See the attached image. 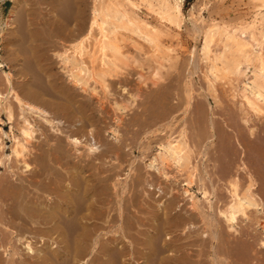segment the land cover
Returning a JSON list of instances; mask_svg holds the SVG:
<instances>
[{"label":"bare ground","instance_id":"bare-ground-1","mask_svg":"<svg viewBox=\"0 0 264 264\" xmlns=\"http://www.w3.org/2000/svg\"><path fill=\"white\" fill-rule=\"evenodd\" d=\"M23 1L3 23L0 264H229L231 253L249 264L243 232L241 245L226 232L238 236L237 219L254 210L264 233V0L232 25L192 18L193 4L200 47L187 49L180 83L165 73L180 57L183 0H35V19ZM128 45L145 50L135 78ZM219 188L222 208L211 198ZM179 192L188 208L176 209Z\"/></svg>","mask_w":264,"mask_h":264},{"label":"rangeland","instance_id":"rangeland-1","mask_svg":"<svg viewBox=\"0 0 264 264\" xmlns=\"http://www.w3.org/2000/svg\"><path fill=\"white\" fill-rule=\"evenodd\" d=\"M87 1H89V0H87ZM138 3H139V1L138 0H136ZM24 3L25 2H27V7L26 8H28V10L30 11V13H31V15H30V17H33L34 19H35V0H24L23 1ZM221 2V3H220ZM205 3V4H204ZM244 3V4H243ZM11 4H12V0H0V28H2V31H3V34L1 33L0 34V61H2V60H5L6 59V57H8V55H9V52L7 51V50H5L4 49V47H3V38H5V37H3L4 36V33L6 34V33H8V31L10 30V27H9V29H8V27H5L4 25H3V23L6 21V19H7V16H8V14H9V9H10V6H11ZM195 5V9H194V12H193V17L192 18H194V17H196L197 15H201V16H203V18L206 20V21H210V20H214V21H219V22H221V21H223V22H226V23H229V24H231L232 25V23H237V22H243V21H249V19H251L252 18V16H253V4L252 3H250L249 2V0H183L182 1V12H183V15L184 16H186V18H187V20L186 21H184V24L182 25V27H181V29H180V32H179V34H180V37H181V41H182V43H181V47L180 48H178L177 49V51H179L178 53H179V55H180V57H179V59H178V62H177V64L173 67V69H169L168 71H167V73H165V77H167L168 79H169V77H173V76H175V75H179V83L182 81V78L184 77V75H182V73H185V70H184V72H183V69H185L186 68V64H184V59H186L187 58V54H188V51H187V49L188 50H190V49H192L193 48V43H194V45L197 47V49L200 47V42L198 41L197 43H195V42H193V40H191V35H190V32H189V28L191 27L190 25H191V23H190V20H189V15H188V10H189V8L192 6V5ZM201 5V6H200ZM206 5V6H205ZM143 6V7H142ZM141 6V11H140V15L141 16H145V17H150L151 15H149V11L145 8V6L144 5H142ZM184 6V7H183ZM250 7V8H249ZM145 8V9H144ZM207 8V9H206ZM213 8V9H212ZM248 8V9H247ZM142 10H144V11H142ZM250 10V11H249ZM200 12V13H199ZM252 12V13H251ZM146 13H147V15H146ZM199 13V14H198ZM202 13V14H201ZM33 14V15H32ZM143 14V15H142ZM145 14V15H144ZM250 16V17H249ZM14 18V17H13ZM15 19V18H14ZM208 19V20H207ZM243 20V21H242ZM5 28V29H4ZM187 35V36H186ZM189 35V36H188ZM184 40V41H183ZM183 46V47H182ZM125 47H127V46H125ZM129 47V48H128ZM128 47L127 48H124L125 50L127 49L128 50V52L133 56H131L132 58H134V59H136L137 60V62L136 63H130V65L126 68L125 67V69H126V71L127 72H130L131 74H133L134 76V78H135V74H136V72H138L139 71V68L137 67L138 66V64H142V65H144V63H145V58H144V52H145V48H144V46H143V50H144V52H136L133 48H131L129 45H128ZM5 50V51H4ZM131 50H132V52H131ZM134 50V51H133ZM142 50V51H143ZM186 50V51H185ZM3 51H4V53H3ZM185 51V52H184ZM134 52V53H133ZM181 52V53H180ZM49 55L51 54V52H49L48 53ZM4 56H6V57H4ZM5 59H4V58ZM138 57H140V59L143 57V59H144V61H143V59H139V61H138ZM50 58V57H49ZM2 59V60H1ZM50 60L52 61V60H55V57H54V55H52L51 54V58H50ZM180 60V61H179ZM54 62V61H53ZM138 63V64H137ZM183 63V64H182ZM185 63H186V61H185ZM137 64V65H136ZM199 65L200 64H202V63H198ZM133 66V67H132ZM144 67V66H143ZM175 67H176V70H175ZM133 68V69H132ZM136 69V70H135ZM138 69V70H137ZM182 69V70H181ZM179 70H181L180 72H179ZM136 71V72H135ZM144 72V71H143ZM176 72V73H175ZM172 73V74H171ZM181 73V74H180ZM198 74V75H197ZM197 74H195V77H196V79L197 78H199L198 80L200 81L199 82V84H196V86H195V94L196 93H198V94H201V89H199L200 87L199 86H201L202 87V85H203V83L201 84V82H202V80L200 79L201 78V74L200 73H197ZM180 75H181V77H180ZM248 75H250V73H248L247 74V76H246V78H244L245 79V81H249V78H250V76L248 77ZM169 76V77H168ZM200 76V77H199ZM248 78V79H247ZM168 79H164V81L166 82ZM243 79V78H242ZM247 79V80H246ZM197 80V81H198ZM240 81L242 82V80H241V78H240ZM175 81H173V83H174ZM239 83V86H238V90H239V87L241 86V84L242 83ZM243 82H244V80H243ZM201 84V85H200ZM199 87V88H198ZM240 88H242V86L240 87ZM200 91V92H199ZM202 98V97H201ZM203 99V98H202ZM223 101H222V104H223V107H224V104H225V107H226V105H227V107H226V109L227 110H230L231 108L232 109H234L233 111H235V107H234V105H232L231 103H229V104H227V103H223L224 101L226 102V101H228V100H226V99H222ZM211 101V100H210ZM204 103V106L205 107H207V105H205V101H203ZM211 103H212V101H211ZM212 105H213V103H212ZM229 105V106H228ZM203 106V107H204ZM204 107V108H205ZM231 107V108H230ZM228 108H230V109H228ZM135 109H137V108H135ZM231 109V110H232ZM131 111V110H130ZM129 111V112H130ZM128 112V113H129ZM5 129H7L6 128V126H5ZM105 137V140L107 141L108 140V142H111L112 141V139H111V134L109 133V132H107V133H105V135H104ZM229 140L227 139L226 140V142H224V143H222L221 142V144H222V146H223V144H224V147L223 148H225V149H227V150H230L231 152H234V153H238V146L236 145V143L235 142H233V144L232 145H230L232 142H228ZM232 141V140H231ZM264 143V142H263ZM261 144L262 143H260V145L259 146H261ZM226 145V146H225ZM228 145V146H227ZM262 146H264V145H262ZM262 146H261V148H262ZM231 148H233V149H231ZM247 148V147H246ZM234 150V151H233ZM247 151H249L248 150V148H247ZM136 155V156H138V154H137V151H135L133 154H132V156L133 155ZM238 155V154H237ZM251 155H253V156H251ZM243 156H245V155H243ZM242 156V157H243ZM232 157L234 158L235 156L234 155H232ZM235 160H234V162L233 163H237V158H234ZM244 161H246V163H247V166H250L249 164H251V166H253V165H255V163H256V161L258 160L256 157H255V155L254 154H251V153H249V152H247L246 153V156L244 157V159H243ZM149 163V158H147V160L145 159L144 160V164L145 165H147ZM215 164V163H213V162H210V164ZM211 164V165H212ZM217 164V163H216ZM253 164V165H252ZM142 165H143V163H142ZM258 166V164L257 165H255V167H257ZM146 169H148L149 171H153L152 170V168H146ZM208 169H211V167H208ZM214 170H215V168H213ZM171 170H173V168H171V169H168V171L170 172ZM0 171H1V169H0ZM123 178V177H122ZM258 179L259 180H261V179H263L264 180V177H260V175H258ZM258 179H257V177H256V180H257V182H256V187H258L259 188V186H258V184H261L260 186V188L259 189H256V187H255V191H256V194L258 193V197L259 196H261L259 199H261V201L263 202V205H264V190H263V187H264V184H263V182H260V181H258ZM247 179L245 178V176L243 177H239V185L240 186H238V191L245 185V183L246 182H244V181H246ZM170 181H172V179H170ZM179 182V180H177V183ZM177 183H176V185H177ZM244 183V184H243ZM216 186V185H215ZM262 188V189H261ZM215 190V189H214ZM191 192H193V195H194V197H195V199L196 198H199V199H201L200 201H201V203H200V201H199V204H201V205H205V202H204V200H203V198L202 197H200V196H202V194L199 192V190L197 189V190H195V188H193V189H191L190 190ZM220 191V192H219ZM217 193V194H216ZM222 193L224 194V195H222ZM179 194V195H178ZM176 193V195H177V201H179L178 202V206H177V210H179V208H180V206L181 207H183V208H188V205H189V203H190V201H189V199H188V197L186 196V197H184V196H181L180 195V192L179 193ZM198 194V195H197ZM213 194H215V196L213 195V197H211L212 198V204L214 205V206H218V207H220V208H222L223 207V205H224V203L226 202V201H228V193L225 191V190H222L221 188H219V189H216L215 191H213ZM158 194H156V196H157ZM174 196L175 194L173 193V192H169V193H166V192H164V194L162 195V197H161V200H166V199H168L169 197H171V196ZM216 195H218V196H222L221 197V199H218L217 198V196ZM167 197V198H166ZM181 198V199H180ZM216 199V200H215ZM185 201V202H184ZM186 201H188V202H186ZM221 201V202H220ZM215 202V203H214ZM187 203V204H186ZM218 203V204H217ZM253 214V215H252ZM255 215V216H254ZM259 218H261V215H258V214H256L255 212H254V210H249L248 212H247V217L246 218H242V217H239L238 219H237V223L235 224V228L237 229V233L236 234H238V236L241 234V231L243 232L242 233V239H244V240H248L247 242H244V240H243V243H242V245H243V247L245 246V248H242V249H245V253H247V256L250 254V255H252L251 257H249L248 256V258H257V264L259 263V264H264V263H262L261 261H264V248H261L260 246H259V239L264 235V233L263 232H261V229L257 226V222H258V217ZM248 218V219H247ZM218 219V218H217ZM222 220V219H221ZM220 220V221H221ZM198 221V220H197ZM197 221H195L194 223H195V229H197L198 230V228H199V231L200 230H202V229H206V227L204 226L203 227V223H201L200 221L199 222H197ZM246 221V222H245ZM199 223V224H198ZM201 223V224H200ZM251 223V224H250ZM199 226H198V225ZM225 225V223H224V221L222 220V222H220V225H221V227L223 228L224 226L223 225ZM255 224H256V226H255ZM251 227H250V226ZM197 226V227H196ZM253 226H254V228H253ZM245 227V230L244 229H242V228H244ZM225 228V227H224ZM224 228H223V232H225L224 231ZM239 229V230H238ZM255 229V230H254ZM241 230V231H240ZM244 231H246V232H244ZM239 232H240V234H239ZM249 232V233H248ZM227 234H228V237H230V239H235L234 241L236 242V244H239V245H241V243H239V242H237V240L239 241L241 238H240V236L238 237L237 235L235 236H232L229 232H226ZM225 233V234H226ZM245 233V234H244ZM247 233H248V235H247ZM250 234H251V236H250ZM255 235V236H254ZM253 236V238H251ZM235 237V238H234ZM246 237V238H245ZM240 238V239H239ZM255 241V242H254ZM247 243H248V245H247ZM258 246H257V245ZM249 247V249H248V247ZM260 247V248H259ZM251 249V250H250ZM209 251H210V249H208ZM263 250V251H262ZM257 252V253H256ZM233 253H231V256H232V258H229L227 261H230V263L229 264H238V263H236V259L234 258V256L236 255V253H234V255H232ZM253 258L252 259H248V260H252V261H250V263L249 264H251V263H254L255 262V260H253ZM262 258V259H261ZM258 259H261L260 261L258 260ZM231 260H233V261H231ZM231 262H233V263H231ZM261 262V263H260Z\"/></svg>","mask_w":264,"mask_h":264}]
</instances>
